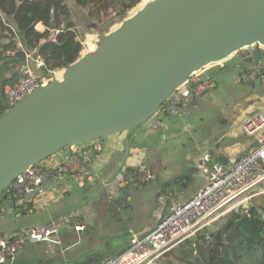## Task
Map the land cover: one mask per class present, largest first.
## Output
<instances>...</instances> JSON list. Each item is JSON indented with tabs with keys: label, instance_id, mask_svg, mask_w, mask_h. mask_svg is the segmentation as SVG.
Returning <instances> with one entry per match:
<instances>
[{
	"label": "water",
	"instance_id": "95a60500",
	"mask_svg": "<svg viewBox=\"0 0 264 264\" xmlns=\"http://www.w3.org/2000/svg\"><path fill=\"white\" fill-rule=\"evenodd\" d=\"M251 46L264 47V0L149 1L0 116V192L72 144L131 135L194 73L248 65L233 55ZM29 65L45 77L35 59Z\"/></svg>",
	"mask_w": 264,
	"mask_h": 264
},
{
	"label": "crops",
	"instance_id": "0c3cea01",
	"mask_svg": "<svg viewBox=\"0 0 264 264\" xmlns=\"http://www.w3.org/2000/svg\"><path fill=\"white\" fill-rule=\"evenodd\" d=\"M72 8L75 20L73 16L57 29H51L49 38H43L41 45L49 39L56 40L67 29L82 27L79 25L81 21L88 19L92 26L95 19L105 16L102 12L86 16L76 4ZM0 20L23 38V33L12 17L0 12ZM36 29L45 32L48 28L40 22ZM254 48H246L251 53L248 65L232 67L234 65L225 61L201 70V78L210 80L213 84L207 92L193 97L191 110L187 115L174 117L161 111L140 123L131 135L125 130L102 136L105 147L93 160L91 172L96 175L93 179L81 181L70 174H66L58 183L51 179L46 183L50 198L48 201H37L34 208L32 203L31 210L24 213L20 209H9L17 218L36 215V220L18 228L14 226L13 220L11 230L1 231L0 235H13L52 218L67 219L73 214L82 218L87 223V228L78 232L67 224L61 231H74L80 236L87 234L88 239L85 240L84 247L79 245L82 242L80 239L69 247H62L61 238L56 236L62 252L56 250L54 254L57 253L60 259L65 252L73 253L75 250V258L93 253L86 264H100L108 257L127 251L137 236H143L168 215L172 200L189 199L208 183L207 174L200 167L204 154L209 153L215 160L228 162L242 156L254 144V137L242 130L244 119L254 112H264V58ZM15 51L8 49L7 53L15 54ZM36 52V49L31 50V54ZM24 60L25 58L15 59L1 68L8 74L10 69L15 70ZM27 60L30 61L28 58ZM257 67L256 78L250 81L239 79L243 72L250 73ZM154 123H159L158 128H151ZM69 153L70 147H67L47 161L63 162ZM141 164L148 165L155 178L145 185H122L123 175ZM29 243L24 246L23 251ZM105 249L108 251L104 252ZM173 249L158 264H181ZM23 251L2 264H14L20 256H24ZM32 263L33 261L29 264Z\"/></svg>",
	"mask_w": 264,
	"mask_h": 264
},
{
	"label": "built area",
	"instance_id": "2783aa9c",
	"mask_svg": "<svg viewBox=\"0 0 264 264\" xmlns=\"http://www.w3.org/2000/svg\"><path fill=\"white\" fill-rule=\"evenodd\" d=\"M2 12V11H0ZM3 13V12H2ZM5 14V13H4ZM15 52L25 53V61L17 66L19 80L5 89L10 107L42 85L51 75H37L30 67L28 59H35L41 68L44 61L27 51L22 36L14 33ZM11 54V53H10ZM16 54V53H15ZM14 55V54H12ZM35 55V56H34ZM246 49L236 52L233 57L249 58ZM258 67L250 73L243 72L239 79L250 81L257 76ZM213 82L201 78L200 71L194 73L190 80L175 89L158 112H165L174 117H183L191 110L193 97L211 88ZM157 112V113H158ZM154 123L151 128H158ZM242 130L254 137V144L242 156L232 161L215 160L209 153L202 156L200 167L207 174L208 183L195 195L186 200L174 199L169 213L143 236H137L133 245L124 253L108 257L100 264H158L175 246L196 237L204 231L205 239L212 240V232L220 226L227 214L243 207L258 195L264 193V112L252 113L242 122ZM81 143H85L84 145ZM66 160L49 163L46 160L29 167L10 185L8 193L22 212L34 208L37 201L46 202L48 190L46 183L53 179L56 183L66 174L80 178L81 181L94 178L91 167L93 160L105 147L102 136L72 144ZM52 157V156H51ZM155 178L153 171L146 164L127 171L121 184L135 183L145 185ZM81 232L87 223L78 215L67 219L52 218L45 223L27 227L13 235H0V264L7 259H14L30 242H43L58 236L65 225Z\"/></svg>",
	"mask_w": 264,
	"mask_h": 264
},
{
	"label": "trees",
	"instance_id": "16d2710c",
	"mask_svg": "<svg viewBox=\"0 0 264 264\" xmlns=\"http://www.w3.org/2000/svg\"><path fill=\"white\" fill-rule=\"evenodd\" d=\"M125 2L126 0H0V11L17 23L23 33L27 51L37 50L36 54L44 61L43 69L48 74L50 71L66 68L82 52L81 32L78 29H67L56 40L49 39L40 44L43 38H49L51 29H57L75 16L72 8L74 4L81 8L83 14L90 15L94 9L96 15L108 11L109 6L122 7ZM103 4L106 7L100 6ZM40 22L48 28L45 32L36 29ZM4 31L9 33L5 34ZM14 35L0 20V116L10 108L6 87L19 80L17 71L10 69L6 74L7 71L1 66L25 57V53L21 51L14 55L7 53L8 49H14ZM9 188L10 186L2 191L0 209L3 208V202L12 200ZM253 205L256 208L253 213L243 207L239 211H232L213 230L211 241L205 239V232L202 231L196 237L175 246L179 248L173 249L177 260L181 264H264V193L254 199ZM196 256L199 258L195 261Z\"/></svg>",
	"mask_w": 264,
	"mask_h": 264
},
{
	"label": "rangeland",
	"instance_id": "374dc122",
	"mask_svg": "<svg viewBox=\"0 0 264 264\" xmlns=\"http://www.w3.org/2000/svg\"><path fill=\"white\" fill-rule=\"evenodd\" d=\"M149 1L151 0H129V1L127 0L126 1V3L128 2L127 5H124L123 7L109 6L107 9L108 11L102 12L105 16L100 19H95L94 21L96 22L92 26H91L92 23L86 18L87 20L83 22V23L86 22V24L83 27L78 26V31L81 32V39H82V44H83V49L81 53H85L89 51V49H92L93 47H95L96 42L100 37L110 32L113 28H115L118 24H120L125 18L129 17L135 11L142 8ZM100 6L104 8L106 7V4H103ZM93 12H94V9L91 10V13H90L91 16L93 15ZM75 16H74V20H75ZM86 16H89V15H86ZM89 29H91V32ZM90 38L95 39L94 40L95 42L92 43L91 41L89 42V44L86 45L85 42H88ZM251 47H255L254 49L258 51L259 56L261 57L263 56L264 58V47H261V46H251ZM251 47H248L247 49H251ZM251 50H253V48ZM239 65H242V64H239ZM17 66H16L15 71H17L18 69ZM232 67H235V65ZM63 69H57L56 73L58 74V72L62 71ZM263 189H264V184H263ZM260 196L261 194L256 196L255 198L257 197L259 198ZM2 197H3V193L0 192V199H2ZM254 199L250 202V204L253 205ZM2 205H3V208L1 207L2 209H0V212H1L0 232L11 230V224L13 223V220H14V226H17V228L19 226L32 223L36 220V217H37L36 215H29V216L24 215L23 217L17 218L14 212L10 213L9 209H12V208L18 209V206L15 204V201L13 200H6L5 202H3ZM228 215H230V213L227 214V216ZM222 223L223 221H221L220 225ZM58 237H60L62 240V243H61L62 247H69L71 243H74L78 239L82 240L81 244L79 245L80 246L82 245V247H84L86 245L85 240L88 239L87 234H83L82 236H80V234H77L74 231L69 232L67 230L61 231V233L58 234ZM58 243H60V241L57 239V237H54L51 240H48L45 242L44 241L43 242H30L27 245L26 249H24V251L22 250L24 252V256H20L21 258L19 257L18 260L14 264H29L32 261H33L32 264H51L52 262L53 264H67V262H71V264H86L89 260H91L92 255H94L93 253H91L84 257L78 256L77 258H75L74 253L76 251L73 250V253H71V251L65 252V255H62V258L60 259L57 253L54 254V251L56 250H58L59 252H62L61 248L58 247L59 246ZM88 245L90 246L89 241H88ZM106 250L107 249H105L104 252H106ZM52 258H54L55 260L52 261ZM198 258L199 256L195 258V261ZM63 261L64 263H62Z\"/></svg>",
	"mask_w": 264,
	"mask_h": 264
},
{
	"label": "bare ground",
	"instance_id": "6f19581e",
	"mask_svg": "<svg viewBox=\"0 0 264 264\" xmlns=\"http://www.w3.org/2000/svg\"><path fill=\"white\" fill-rule=\"evenodd\" d=\"M81 23H82L83 25H85L82 21H81ZM81 23H79V25H81ZM81 26H82V25H81ZM85 27H86V26H85ZM94 40H95V39H91V38H90L89 41H88V42H85V43H86V45H87V44H89V42H91V41H92V43L95 42ZM92 49H94V47H93ZM89 50H91V49H89ZM57 75H58V76H62V71L58 72Z\"/></svg>",
	"mask_w": 264,
	"mask_h": 264
}]
</instances>
